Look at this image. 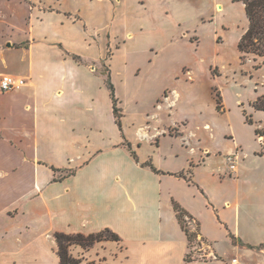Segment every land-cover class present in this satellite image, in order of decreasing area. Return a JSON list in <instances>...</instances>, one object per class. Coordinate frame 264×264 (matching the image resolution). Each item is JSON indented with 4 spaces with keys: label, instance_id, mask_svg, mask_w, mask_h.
Instances as JSON below:
<instances>
[{
    "label": "crops",
    "instance_id": "crops-1",
    "mask_svg": "<svg viewBox=\"0 0 264 264\" xmlns=\"http://www.w3.org/2000/svg\"><path fill=\"white\" fill-rule=\"evenodd\" d=\"M116 3L0 0V81L3 75L27 81L15 92L0 89V264H22L24 256L34 257L40 251L39 264H60L56 232L89 235L105 229L121 237L120 242L97 243L107 245L102 253L105 264H223L216 254L225 260L233 255L218 248L219 232L238 255L239 264H264V250L259 249L264 240L249 238L258 227L259 212H264L259 198L264 197V180L256 176L254 197L245 195L247 159L241 161L242 170L237 165L235 173L226 167L223 181L234 178V186L223 200H216L211 180L208 183L193 175L196 186L184 179V171H175L160 159H142L137 138L130 137L129 151L117 146L105 151L109 145L99 141L103 136L89 141V129L105 127L102 90L107 84L97 68L105 60L109 34L114 42L120 36L119 27L111 29L120 5L112 6ZM107 19L110 28H105ZM112 81L115 85L114 75ZM259 98L250 105V119L255 122L250 124L245 117L246 124L260 123L255 112L262 110L254 107ZM100 100V108L93 107ZM109 110L110 121H115L113 103ZM119 134L114 143L118 146L123 142ZM234 144V150L223 154L240 159L241 142ZM61 159H68L67 163L63 165ZM61 169L69 173L57 180ZM202 190L208 199L197 205ZM174 201L189 213L201 250L215 257L208 258L214 261H186L191 248ZM53 215L63 219L67 228L54 233L57 249L42 233L31 238L30 231L43 222L45 227L58 225L50 220ZM124 227L132 229L124 234ZM75 249L85 250L72 246L73 256Z\"/></svg>",
    "mask_w": 264,
    "mask_h": 264
},
{
    "label": "rangeland",
    "instance_id": "rangeland-1",
    "mask_svg": "<svg viewBox=\"0 0 264 264\" xmlns=\"http://www.w3.org/2000/svg\"><path fill=\"white\" fill-rule=\"evenodd\" d=\"M111 1L117 2L112 6L120 4L116 7V25L111 28L119 27L120 36L114 42L109 34L105 60L97 71L106 81L109 74L115 77L123 132L109 119L112 101L104 87L105 127L89 129V141L103 136L105 140L99 141L109 145L105 151L116 146L129 151L130 137L133 141L137 138L142 159H160L171 169L184 171V179L196 186L195 177L208 179V183L211 180L214 198L223 200L234 186V178L223 181L226 167L230 171L228 159L236 156L223 153L234 150V143L239 140L244 153L242 158L238 155L234 159L240 166L247 159L245 195L254 197L257 183L264 180V111L255 112V118L260 120L257 125L246 124L245 117L250 118V105L253 107L256 97L264 105V58L246 56L239 50L240 39L249 25L243 4L239 0ZM108 19L105 28L112 25ZM101 103L92 104L100 108ZM257 130L262 135H257ZM119 132L123 142L118 146L114 143L119 141ZM67 160L61 159L62 164ZM68 173L66 169L59 170L57 180ZM193 193L189 196L193 197ZM201 193V198L195 200L197 205L208 199L203 190ZM259 198L264 202L263 196ZM259 216L258 227L253 237L249 236L255 242L264 240V212H259ZM50 220L58 225L50 228L44 222L36 224L30 230L31 238L42 233L46 242L57 249L54 233L67 228L63 219L53 215ZM124 228V234L132 229ZM102 236L112 238V233L103 231ZM218 240V248L233 256L225 260L216 254L217 259L223 264H239L233 262L239 257L226 243L223 232H219ZM202 247L196 237L190 244L191 256L202 262L214 261L208 259ZM106 248V244H95L86 251L75 249L74 258L80 259L81 264H105L102 253ZM41 253L24 256L22 264H39Z\"/></svg>",
    "mask_w": 264,
    "mask_h": 264
},
{
    "label": "trees",
    "instance_id": "trees-1",
    "mask_svg": "<svg viewBox=\"0 0 264 264\" xmlns=\"http://www.w3.org/2000/svg\"><path fill=\"white\" fill-rule=\"evenodd\" d=\"M239 2L243 4L249 22L245 33L240 39L239 50L246 56L254 55L256 57L264 58V0H239ZM74 59L77 61H81V58L78 56H74ZM106 84L113 103V114L115 117V122L119 130L123 132L122 109L118 107L119 100L116 96V88L112 81L111 74L108 75ZM254 107L257 110L264 111V105L260 103V98L255 102ZM218 109L220 110V105L218 106ZM247 120L250 124H253L250 118ZM256 134L262 135L261 131L259 130L256 131ZM133 156L138 161L136 153L133 152ZM146 165H149L154 172L162 173L161 171L157 170L151 163H147ZM174 210L177 214L178 221L183 231L186 233L189 243L191 244L197 237V233L191 232L187 226L186 218L191 216L185 209L181 207V205H179L175 201ZM103 231L111 232L112 238L103 237ZM103 231L99 233H92L89 235H85L82 233L66 234L64 232H56L55 239L58 246V256L60 259V264H81V260L74 258V256L70 253V248L72 246H81L84 249H89L99 242L121 241V237L114 231L110 229H105ZM232 239L234 240V237H232ZM248 247L253 249L252 246ZM259 249L264 250V245L259 247ZM193 260L194 258L191 256V253L187 254L186 261L192 262Z\"/></svg>",
    "mask_w": 264,
    "mask_h": 264
},
{
    "label": "built area",
    "instance_id": "built-area-1",
    "mask_svg": "<svg viewBox=\"0 0 264 264\" xmlns=\"http://www.w3.org/2000/svg\"><path fill=\"white\" fill-rule=\"evenodd\" d=\"M27 81L21 77H16L12 75H3L1 77L0 81V89L2 92L9 93V92H15L20 90L26 85ZM234 157H230L228 161L230 162V171L232 173H235L237 171V159H234ZM187 226L191 232L197 233V227L194 223V221L191 218H186ZM198 236V235H197ZM198 238V237H197ZM200 240V239H199ZM209 258H215L211 255H209ZM234 263H237V260L233 261Z\"/></svg>",
    "mask_w": 264,
    "mask_h": 264
}]
</instances>
